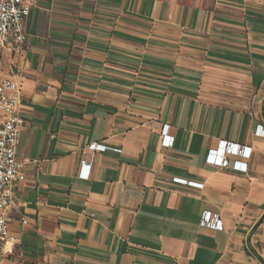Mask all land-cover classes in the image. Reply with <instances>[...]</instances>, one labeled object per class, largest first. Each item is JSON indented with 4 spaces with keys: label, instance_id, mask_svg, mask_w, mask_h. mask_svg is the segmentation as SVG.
<instances>
[{
    "label": "crops",
    "instance_id": "0c3cea01",
    "mask_svg": "<svg viewBox=\"0 0 264 264\" xmlns=\"http://www.w3.org/2000/svg\"><path fill=\"white\" fill-rule=\"evenodd\" d=\"M0 78L26 177L0 264H264V0H31ZM220 141L251 148L246 173L205 163Z\"/></svg>",
    "mask_w": 264,
    "mask_h": 264
},
{
    "label": "built area",
    "instance_id": "2783aa9c",
    "mask_svg": "<svg viewBox=\"0 0 264 264\" xmlns=\"http://www.w3.org/2000/svg\"><path fill=\"white\" fill-rule=\"evenodd\" d=\"M31 0H0V55L5 50L11 56L18 54L26 41V21L30 15ZM19 88L11 79L0 78V262L5 256L7 244H18L19 240L8 232L9 216L7 210L15 207V198L11 185L23 182L26 177L23 165L17 159V146L24 121L18 113L20 103ZM255 135L264 137V128L258 126ZM174 137L169 134L168 124H163L160 132L162 148H171ZM86 150L92 153H101L106 150L120 153L121 150L108 148L102 143L92 142ZM251 156V148L236 143L220 141L215 148L207 150L205 163L216 169H230L235 172L246 173L247 162ZM91 162H81L78 176L88 179ZM172 182L197 189L203 184L174 177ZM27 224L25 218L21 219ZM199 224L203 227L222 231L223 225L219 217L208 211L200 214Z\"/></svg>",
    "mask_w": 264,
    "mask_h": 264
},
{
    "label": "trees",
    "instance_id": "16d2710c",
    "mask_svg": "<svg viewBox=\"0 0 264 264\" xmlns=\"http://www.w3.org/2000/svg\"><path fill=\"white\" fill-rule=\"evenodd\" d=\"M261 260V259H260ZM262 261V260H261Z\"/></svg>",
    "mask_w": 264,
    "mask_h": 264
}]
</instances>
